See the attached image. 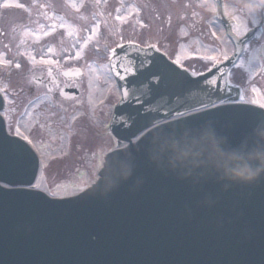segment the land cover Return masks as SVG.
<instances>
[{"label": "water", "instance_id": "obj_1", "mask_svg": "<svg viewBox=\"0 0 264 264\" xmlns=\"http://www.w3.org/2000/svg\"><path fill=\"white\" fill-rule=\"evenodd\" d=\"M233 38L236 53L226 69L242 49ZM138 48L156 58V68L148 62L144 69L157 74L136 83L116 76L122 98L110 127L128 147L110 152L97 182L76 196L55 199L40 190L0 195V264H264V171L251 181L231 173L259 165L264 110L209 99L188 72L153 47L126 44L111 65L126 64V54ZM3 103L0 96V110ZM241 105L252 111L237 128L228 110ZM13 140L26 143L7 132L0 114L6 191L21 186L9 181L33 183L38 170L30 146L22 159Z\"/></svg>", "mask_w": 264, "mask_h": 264}, {"label": "rangeland", "instance_id": "obj_2", "mask_svg": "<svg viewBox=\"0 0 264 264\" xmlns=\"http://www.w3.org/2000/svg\"><path fill=\"white\" fill-rule=\"evenodd\" d=\"M4 3V13L0 15V90L6 97V105L4 109V114L9 120V129H11L10 132H19V135L22 137L29 138L30 135L35 138L39 143H44V145L48 148L47 144L50 139L54 140L55 142L51 143L49 145L50 148H54L53 150H50V152H43L44 155L38 151L39 155L41 156L42 160L49 159V165L48 167L55 169V171H69L70 168L75 166L77 163H81L86 159V156L89 154V148L90 145L88 143L89 139L92 136V130L85 129L82 141L76 142L74 138V143L72 142V135L69 137L65 136V132L60 130L59 126L58 130L55 135H53L51 138L47 137L44 138L41 134L42 129L44 127H40L38 125V122L33 119L32 114L25 115L23 119H20L18 121V124L14 126L13 124V117H12V103H11V93L14 90V77L12 75L13 70L11 69L12 65L19 71H24L22 74L21 81L23 82V86L28 84L30 82L29 73L35 72L37 70L42 69V59L40 58V53L37 50L39 46L37 45L39 42L43 41L45 42V47L49 48L47 51V54H50V57H44L47 59L48 63L47 65H59V63L56 61L53 55H55V51L57 47H60L61 45L68 49L69 47H72L74 45L75 39H77L80 34L76 33L73 26L74 23H71L72 21L66 19L64 17V20H59V16L55 17L58 20L57 27H54L50 22L47 23H41L37 20H23L19 17L23 14V8L27 9V4L23 3L22 5L17 3V0H5ZM30 1V0H26ZM122 3L124 10H122L124 13L121 14L119 18V22L117 23V26L119 27L120 31L118 33V39L117 41L114 40L112 42L111 35H113V32H110L109 30H106L105 33H100V28L103 29L108 28L111 24H114L113 22H101V21H95L92 22V18H95L93 15L92 10H96L94 6H91L90 0H66L67 2V8L63 9V12L65 13V16H68L71 19H75V22L79 29L83 32L84 28L88 25H92V31L85 40L81 41L80 47L82 49V52H79L75 55H79V61L80 59L87 56V52L85 50L93 48L91 44L98 45L100 48H106V43H101L104 40L111 42V46H108L106 48L105 54L110 55L113 51V48L116 45H119L117 42H126L128 40L126 36H134L136 39L140 40L141 44L147 45L149 43L148 38L145 34V23L144 21H141L140 24H137V15L142 14L144 17H147V12L145 11V3L146 0H118ZM252 1V0H250ZM253 1H264V0H253ZM252 1V2H253ZM213 3L214 0H182V11L184 12L181 18V21L187 22L188 20L190 22H193L191 25V28H187V25H184V22L180 23L179 27L171 30L172 36L169 38H166L167 41L163 44L160 42L161 39H159V44H161L162 48L166 51H172V53H169V56L171 58H175V60L180 61V65L188 68L186 66L194 65L196 61H198L199 57L208 56V55H215L217 59L222 60L224 59V55H228L231 51V46L228 41H226L223 37H221L220 33V26L216 22H214L212 19L208 21V29L209 31H213L212 36L206 37V34L203 35V37H200L198 35L192 34L194 32L195 34L198 32V30L201 28L200 23H204V20L202 19L203 13L202 9L203 6L206 8H209ZM152 3L155 7L160 5L159 0H152ZM19 5V6H18ZM255 5L254 3L251 4V6ZM41 8L34 7V12L31 15V18H34L36 16V12L40 10ZM24 10V11H25ZM259 10L258 9H253ZM58 10L55 9L54 12H57ZM202 16H201V15ZM256 18H254V23H258V14L257 12ZM29 17V16H28ZM3 18V19H1ZM28 22H33L34 27L37 28V30H34L32 28H29L30 26L27 24ZM156 22V21H155ZM71 23V24H70ZM250 23H246L244 25V29L248 26H250ZM44 28V32L38 31L39 29ZM192 29V31H191ZM59 33H62L64 35V39H62L60 42L57 41V35ZM102 34L101 36L98 34ZM209 33V32H208ZM82 34V33H81ZM261 34V33H260ZM259 34V35H260ZM263 35V34H262ZM262 35L259 36L264 38ZM34 41L36 46H34L32 49L28 48L31 44V42ZM71 41V42H70ZM145 42V43H142ZM52 44V46H51ZM163 44V45H162ZM22 50V52L20 51ZM36 53L39 55L36 56ZM83 56V57H82ZM101 56V55H100ZM8 57H11V60H7ZM16 57V58H15ZM198 57V58H197ZM186 64V65H185ZM207 63L203 64H196L199 66H206ZM196 67V66H195ZM90 68H92L93 72H97V70L94 68L93 63L90 62ZM197 68V67H196ZM255 72V70H253ZM252 71V72H253ZM253 72V73H254ZM96 85H93V91L91 92L90 98L95 101V93H97L95 89ZM257 94L255 99L258 102V104L264 103V99L261 98L259 93L255 91ZM264 94V92H262ZM244 99L250 100L251 98L248 97V95L243 96ZM47 109L51 111L52 114L48 115L45 120H51V124L53 123V114L58 113V111H54L50 108L49 105H47ZM27 112V111H26ZM13 127H12V125ZM85 127V126H84ZM36 148V147H35ZM52 156H56L57 158H50ZM54 159V160H51ZM64 166V167H63ZM93 173H89V171H86L85 179L81 182H77L76 184L81 189L84 188V186L90 185L94 182V180L97 177V174H94L95 168H92ZM47 173V170L44 171V175L40 176L39 185L42 186V189L47 190L48 192L55 193V195H64L63 194V188L60 183H55V179ZM51 180L53 182H51ZM79 189V188H78ZM80 189V190H81ZM79 190V191H80ZM76 191L70 190L68 193H72Z\"/></svg>", "mask_w": 264, "mask_h": 264}, {"label": "flooded vegetation", "instance_id": "obj_3", "mask_svg": "<svg viewBox=\"0 0 264 264\" xmlns=\"http://www.w3.org/2000/svg\"><path fill=\"white\" fill-rule=\"evenodd\" d=\"M250 3H252L250 0H226L224 1L223 11H222V19L230 23L232 26V29L234 31H239V24L244 21H252L253 16H255V12L252 10ZM261 10L259 11V14L261 15ZM260 27L263 28V34H264V21L260 23ZM264 39V38H263ZM260 41V40H259ZM264 40L260 41V46L263 44ZM60 50L56 49L55 55L59 54ZM53 55V56H55ZM260 62L261 65V73L258 76V78L264 79V61L261 57ZM55 74V75H53ZM240 74V70H233L230 71V73L227 75V79L232 82H240L238 80ZM32 80L30 82V85L26 88L21 89L20 91H16L13 95V100L16 103H27L29 111L32 112V117L38 122V125L40 127L44 126V129H42L41 134L44 138L49 136L51 133L47 132L49 130L48 127L44 124V121H42V115H40L43 110L45 109L46 104L42 100V98L45 97V94L49 95L52 98L56 97V93L60 92V89L64 87L69 88H79L81 78H76V76H70L68 78H62L61 71L59 70V67H49V66H43L42 69L37 70L35 72H32ZM39 77L40 80L35 81V77ZM244 78V76H243ZM51 79L56 80L55 82H52ZM234 85V84H233ZM223 85L220 86L221 92L223 95H228L231 97H236L238 95V91L234 87ZM252 85H244V88H242V93L247 94V90L245 88L250 89ZM111 89V88H110ZM97 93H95L96 100L93 101L90 98L91 92H84L82 95V98H77L73 100H65L63 101V105L66 110L68 111H74L82 123H84L88 129L93 130L94 134L93 137L90 138L89 142L93 146L92 153L89 157V160L86 162V165H81V167H86L89 169V173L91 172V168L96 166L101 157L102 154L100 150L102 151L109 145L113 143V136L108 132L107 129L101 132V124L103 121H105L109 114V109L111 108V105H113V97L111 96L110 99L105 98L104 91L101 89V93L99 90H96ZM115 88L113 87L112 93L114 94ZM38 98L35 100V98ZM223 99H228L226 96H220ZM261 98L264 99V94L261 95ZM17 106V105H16ZM52 131V130H51ZM38 146H41L38 141H35ZM43 148H45L44 145H42ZM87 170L81 171L80 176L73 177L72 180H68V182H80L85 179V175ZM51 174H53L52 177L56 178L57 182H65L63 175H60L61 173L58 171H52Z\"/></svg>", "mask_w": 264, "mask_h": 264}, {"label": "snow or ice", "instance_id": "obj_4", "mask_svg": "<svg viewBox=\"0 0 264 264\" xmlns=\"http://www.w3.org/2000/svg\"><path fill=\"white\" fill-rule=\"evenodd\" d=\"M19 6V5H18ZM254 6V5H253ZM252 7V6H251ZM215 35V34H213ZM237 35H239V32H237ZM149 47H155L154 45H149ZM143 52L144 55H140V53ZM203 60L207 61L211 66L207 67L205 72L200 73L204 77V82L207 83L210 87L215 86L216 84L219 83V80L223 78L224 73L220 74V77H216V73L220 72L221 68V61L217 59L215 55H208V56H203ZM225 60H229V57L225 54L224 55ZM125 60L127 63L125 64L122 61H118L116 65H110L109 66V72L111 73L113 70H115V75L119 77L121 80H126L128 77H131L132 79L129 81L130 83H136L137 81H141V78L147 79L148 76H154L157 74L156 71L153 69H144V65L148 62H151L153 65V68H156V58H150L146 51L143 48H138V51L136 55L132 54H126ZM177 65L180 64L179 60L174 61ZM234 67H238V65H234ZM141 69H144L141 71ZM167 72H169L171 75L179 78L182 74L179 72H176L175 69H168ZM185 72H187V69H185ZM192 75H196L195 72L192 73ZM213 77H216V79H213ZM142 82V81H141ZM253 92L257 91V89L253 88ZM125 96L128 95V93L124 94ZM252 104H257L258 102L256 100L250 101ZM260 108H264V103L259 104ZM218 111H221L218 109ZM230 112L235 113V118L233 119V122L236 124L237 128H241L244 124L243 120V114L251 112L252 109L244 108L242 105L238 108L235 109H230L228 110ZM139 130V129H138ZM133 135L136 133L133 132ZM16 136L19 137V132H16ZM23 140L27 141V143H21L18 140H13L12 143H15L17 145V148L21 154V158L23 159L26 155L29 154V148L28 145H31V141L27 139V137L22 138ZM143 143V142H142ZM35 175V171L33 172V176ZM0 181H3V177L0 176ZM10 184H15L19 183L21 186L20 187H13L8 189V191L5 190V187L3 184H0V195H5L8 194L9 191H15L21 194H37L39 195L38 192L35 191V189L32 187L31 180L26 182V187L25 182H12L9 181ZM83 191V189H82ZM45 196L52 195L54 196L55 194L53 193H45ZM60 199H64L61 197ZM91 239L95 241L97 237L95 235L91 236Z\"/></svg>", "mask_w": 264, "mask_h": 264}, {"label": "clouds", "instance_id": "obj_5", "mask_svg": "<svg viewBox=\"0 0 264 264\" xmlns=\"http://www.w3.org/2000/svg\"><path fill=\"white\" fill-rule=\"evenodd\" d=\"M252 8H264V2H262L260 5H254L252 6ZM217 151H219V149H217ZM185 155H187V153H185ZM195 155L199 156L200 152H197ZM231 158L235 159L236 157L233 156ZM255 159L259 160V165L255 168L250 165H245L242 168L232 169L231 173L233 178L243 181H251L255 179L258 176L259 172L264 171V154H257L255 156Z\"/></svg>", "mask_w": 264, "mask_h": 264}, {"label": "trees", "instance_id": "obj_6", "mask_svg": "<svg viewBox=\"0 0 264 264\" xmlns=\"http://www.w3.org/2000/svg\"><path fill=\"white\" fill-rule=\"evenodd\" d=\"M104 4L103 3H99L98 4V8L101 9L103 8ZM149 7V6H148ZM151 8V7H149ZM93 15L94 17L98 20H103V18H106V19H109V20H112L115 18V14L113 12H110V11H107V12H103L101 14V12H94L93 11ZM72 185H68L67 187H71Z\"/></svg>", "mask_w": 264, "mask_h": 264}, {"label": "bare ground", "instance_id": "obj_7", "mask_svg": "<svg viewBox=\"0 0 264 264\" xmlns=\"http://www.w3.org/2000/svg\"><path fill=\"white\" fill-rule=\"evenodd\" d=\"M33 187L42 190V186L39 185V179H37V181L34 183Z\"/></svg>", "mask_w": 264, "mask_h": 264}]
</instances>
